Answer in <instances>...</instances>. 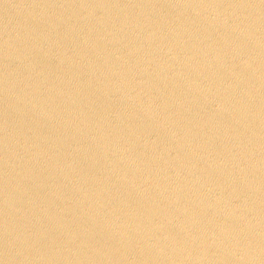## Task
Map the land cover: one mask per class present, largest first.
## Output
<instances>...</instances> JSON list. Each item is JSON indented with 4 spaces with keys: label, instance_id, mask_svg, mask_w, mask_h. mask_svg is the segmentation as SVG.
<instances>
[{
    "label": "water",
    "instance_id": "1",
    "mask_svg": "<svg viewBox=\"0 0 264 264\" xmlns=\"http://www.w3.org/2000/svg\"><path fill=\"white\" fill-rule=\"evenodd\" d=\"M0 264H264V0H0Z\"/></svg>",
    "mask_w": 264,
    "mask_h": 264
}]
</instances>
